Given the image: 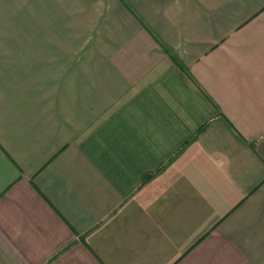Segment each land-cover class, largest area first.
<instances>
[{
	"label": "crops",
	"instance_id": "0c3cea01",
	"mask_svg": "<svg viewBox=\"0 0 264 264\" xmlns=\"http://www.w3.org/2000/svg\"><path fill=\"white\" fill-rule=\"evenodd\" d=\"M0 264H264V0H0Z\"/></svg>",
	"mask_w": 264,
	"mask_h": 264
}]
</instances>
